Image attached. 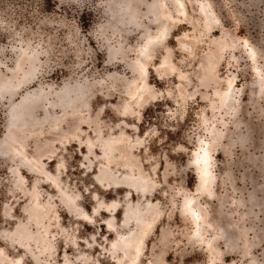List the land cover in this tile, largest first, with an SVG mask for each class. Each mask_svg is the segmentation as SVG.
<instances>
[{"label": "rangeland", "instance_id": "1", "mask_svg": "<svg viewBox=\"0 0 264 264\" xmlns=\"http://www.w3.org/2000/svg\"><path fill=\"white\" fill-rule=\"evenodd\" d=\"M0 264H264V0H0Z\"/></svg>", "mask_w": 264, "mask_h": 264}]
</instances>
